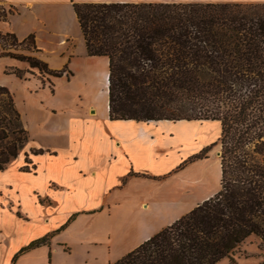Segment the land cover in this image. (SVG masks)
<instances>
[{
  "label": "trees",
  "instance_id": "1",
  "mask_svg": "<svg viewBox=\"0 0 264 264\" xmlns=\"http://www.w3.org/2000/svg\"><path fill=\"white\" fill-rule=\"evenodd\" d=\"M87 53L108 58L111 120H216L220 188L110 264H236L250 235L264 244V4L75 3ZM36 51L34 35L0 33ZM9 39V40H8ZM60 77L34 55L1 51ZM31 70L15 69L18 77ZM12 93L0 86V170L28 142ZM32 154L41 150L31 149ZM28 169L29 159H25ZM32 241L23 251L45 243Z\"/></svg>",
  "mask_w": 264,
  "mask_h": 264
},
{
  "label": "crops",
  "instance_id": "2",
  "mask_svg": "<svg viewBox=\"0 0 264 264\" xmlns=\"http://www.w3.org/2000/svg\"><path fill=\"white\" fill-rule=\"evenodd\" d=\"M110 2L264 4V0H0L7 9L0 33H13L19 40L33 34L37 44L33 52L44 54L34 56L53 70H64L60 77L43 76L24 61L0 57V86L12 93L29 138L28 169L27 152L22 150L17 158H23V165L13 171L23 177L40 175L43 181L27 187L30 209L19 191L9 202L0 199V264L114 263L217 192L189 203L205 185L198 183L190 191L187 182V189L172 198L168 185L173 166L158 169L137 163L144 152L139 145L153 139L140 132L141 126L172 121L110 119L108 58L87 53L73 6ZM15 69L31 73L21 78ZM31 149L41 153L32 154ZM50 170L61 175L53 179ZM148 183L155 189L145 188ZM46 235L45 243L23 251Z\"/></svg>",
  "mask_w": 264,
  "mask_h": 264
},
{
  "label": "rangeland",
  "instance_id": "3",
  "mask_svg": "<svg viewBox=\"0 0 264 264\" xmlns=\"http://www.w3.org/2000/svg\"><path fill=\"white\" fill-rule=\"evenodd\" d=\"M6 10L5 7L0 6V19L7 15ZM8 42L10 40L5 44L4 39L0 36L1 51H14L36 56L44 55L40 52H30L25 49V46L16 49L10 48L7 44ZM140 132L149 136L153 135V139H150L149 144L145 146L139 145L144 152L137 157V163L149 167L155 166L158 169L163 164L169 167L173 166L170 174V185H168L172 198L177 197L179 192L184 188L187 189V182L190 191L198 183L202 182L201 184L205 185L204 192L198 197L191 196L189 203H194L196 199L215 189L218 191L221 178L218 160V153L221 149L219 144L220 124L218 121L178 120L150 123L142 125ZM145 134L142 135V139L145 138ZM23 150L24 152L28 151L27 144ZM26 156L27 158L29 157L28 152ZM197 160H201V164L191 165ZM22 162H24L23 158H15L9 163L8 168L6 167L7 169L0 171V199L3 198V201L9 202L19 191V195L25 202V205L30 209L32 202L27 187L41 184L43 181L40 175L35 178L32 176L23 177L20 174L18 175L16 170L13 171V168L20 163L22 164ZM60 175L59 171L50 170L49 177L57 179ZM141 175L153 181L160 180V176H149L143 173ZM16 187L19 189L16 190ZM148 187L155 189L150 183L145 185V188ZM233 257L236 264H258V259L261 264H264V244L258 236L250 235L238 246ZM229 263L228 258H223L217 264Z\"/></svg>",
  "mask_w": 264,
  "mask_h": 264
},
{
  "label": "water",
  "instance_id": "4",
  "mask_svg": "<svg viewBox=\"0 0 264 264\" xmlns=\"http://www.w3.org/2000/svg\"><path fill=\"white\" fill-rule=\"evenodd\" d=\"M218 154L220 155V152Z\"/></svg>",
  "mask_w": 264,
  "mask_h": 264
}]
</instances>
